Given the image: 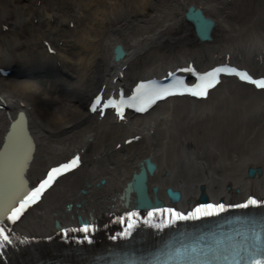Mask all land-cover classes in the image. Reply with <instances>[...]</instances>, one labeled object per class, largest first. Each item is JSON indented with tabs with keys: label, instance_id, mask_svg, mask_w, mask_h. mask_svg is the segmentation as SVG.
Returning <instances> with one entry per match:
<instances>
[{
	"label": "bare ground",
	"instance_id": "6f19581e",
	"mask_svg": "<svg viewBox=\"0 0 264 264\" xmlns=\"http://www.w3.org/2000/svg\"><path fill=\"white\" fill-rule=\"evenodd\" d=\"M190 5L213 20L211 41L198 42L185 17ZM117 45L126 51L121 63L112 60ZM263 52L264 0H0V70L14 72L0 73V146L18 113L26 116L20 156L6 159L10 143L0 155V221L24 187L73 150L83 154L81 166L49 188L13 233L51 235L54 219L68 225L77 214L107 223L145 158L155 165L149 184L159 197L167 186L189 201L199 186L216 197L228 196V185L239 195L264 194L263 90L229 78L206 100L168 99L125 123L90 116L85 107L100 87L130 89L192 59L204 68L228 57L261 73ZM248 166L261 174L248 177Z\"/></svg>",
	"mask_w": 264,
	"mask_h": 264
},
{
	"label": "snow or ice",
	"instance_id": "6c2138e0",
	"mask_svg": "<svg viewBox=\"0 0 264 264\" xmlns=\"http://www.w3.org/2000/svg\"><path fill=\"white\" fill-rule=\"evenodd\" d=\"M222 71H227V72H236L235 68H227V69H221ZM242 78H245L247 80H252L253 78L251 76H247L244 74H241ZM257 83H264V79L260 80V81H256ZM197 95H203V92H198L196 93ZM93 105H90V107ZM76 161V157L73 156L71 158V160L66 161L65 163L59 164V165H55L52 168H49L47 170V175H45L42 179L39 180V182L36 184L35 187H33L28 194L24 197V200L21 201V205H18L17 207L13 208L10 212H8V219L11 220L15 217V215L20 211V208L23 204L27 203V202H31V200L35 199L37 197V194L44 188L46 187L48 184H50L52 182V178L55 174H57L58 172H63L66 170V168H71L73 167V162ZM242 205H247L249 203L255 205L257 203V201L249 196L246 200L241 202ZM264 203V202H262ZM200 207H207L210 211L215 212L217 210H219L222 206L217 204V205H206V206H197V209ZM197 209H193L192 212L190 213H176L175 211L172 212V217L173 219H175L178 215L183 218L186 215H200L201 213L199 211H197ZM128 216H131L132 214L129 213L127 214ZM262 222H264V218H261ZM165 223H167V220H165ZM131 224V220L129 221V225ZM88 228H91V226H87ZM81 230H84V226H82ZM126 233H121L120 235H125ZM85 239H87V237H85ZM12 241L10 240L9 234H7L5 232V229L0 227V245L4 244V243H11ZM256 264H259V261L256 262Z\"/></svg>",
	"mask_w": 264,
	"mask_h": 264
},
{
	"label": "water",
	"instance_id": "95a60500",
	"mask_svg": "<svg viewBox=\"0 0 264 264\" xmlns=\"http://www.w3.org/2000/svg\"><path fill=\"white\" fill-rule=\"evenodd\" d=\"M185 17L188 20H192L195 23L196 26V32H197V36H200L202 38L208 37L210 35V32L213 28V20L210 21V19L208 17H206L203 12L201 11V9L194 7L193 5L190 6L187 11L185 12ZM114 51V57L115 59H119L122 56H124L125 51L123 50L121 45H117L115 47ZM144 166L149 170V171H153L154 170V164L149 160L146 159L144 162ZM254 172V169L250 168L248 170V174L252 175ZM137 187H139V184L136 182H132V186L131 189L132 190H136ZM166 192L169 194L172 193V190L170 188H168L166 190Z\"/></svg>",
	"mask_w": 264,
	"mask_h": 264
}]
</instances>
